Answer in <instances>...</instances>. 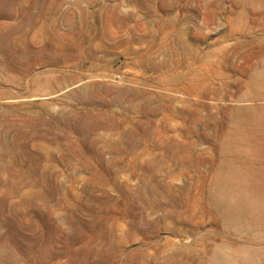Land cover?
Returning a JSON list of instances; mask_svg holds the SVG:
<instances>
[{
  "label": "rangeland",
  "instance_id": "374dc122",
  "mask_svg": "<svg viewBox=\"0 0 264 264\" xmlns=\"http://www.w3.org/2000/svg\"><path fill=\"white\" fill-rule=\"evenodd\" d=\"M262 63L264 0H0L2 254L264 264Z\"/></svg>",
  "mask_w": 264,
  "mask_h": 264
},
{
  "label": "bare ground",
  "instance_id": "6f19581e",
  "mask_svg": "<svg viewBox=\"0 0 264 264\" xmlns=\"http://www.w3.org/2000/svg\"><path fill=\"white\" fill-rule=\"evenodd\" d=\"M253 79H254L255 83L259 86V88H261L263 90V93H264V63H262L261 66L256 70V73L253 76ZM234 114L237 116H240V117H247V116L252 115V113L250 112V108H244V107H236L234 109ZM254 116L255 117L261 116V114L254 115ZM263 153H264V150H263ZM238 179H239V177H237L236 170L233 166H229V168H222L216 174V177H215L216 183L219 184L220 182L225 181L228 184L227 191L229 193V196H228L227 202L225 204H223L219 198L217 199L218 203L223 205V207L226 208L227 212H229V210L233 209V207L235 206V203H236V200H235L234 196L232 195L231 186L229 184H232L233 181H236ZM257 183H258L257 187H256L257 192L260 194L264 189V170L258 171ZM260 210L262 211V214H263L262 216L264 217V205H262L260 207ZM261 211H260V213H261ZM11 223H12L11 229L8 232L4 233V235L0 234V253H1V255H3L2 252L8 246V244H12V241H16V242L18 241V240H14L15 237L18 236V238H19L22 235H27L26 230L28 229V227H31L34 225V222H32L30 220H15V221H12ZM10 239H11V241H10L11 243L9 242ZM19 243L20 242H18V244ZM22 256L25 257L24 258L25 264H42V262H39V260L42 259V257H43V251L41 249H38L36 251L31 250V251H27L25 253H22ZM0 264H10L9 258H7L6 256L3 255V257L0 258Z\"/></svg>",
  "mask_w": 264,
  "mask_h": 264
}]
</instances>
